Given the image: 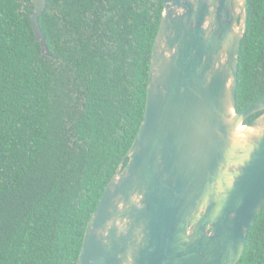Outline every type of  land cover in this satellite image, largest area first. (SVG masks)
Here are the masks:
<instances>
[{
  "label": "trees",
  "instance_id": "trees-1",
  "mask_svg": "<svg viewBox=\"0 0 264 264\" xmlns=\"http://www.w3.org/2000/svg\"><path fill=\"white\" fill-rule=\"evenodd\" d=\"M33 10L0 0V264H76L144 116L163 0H46L48 54ZM263 98L264 0H246L236 111ZM236 264H264V204Z\"/></svg>",
  "mask_w": 264,
  "mask_h": 264
},
{
  "label": "water",
  "instance_id": "water-1",
  "mask_svg": "<svg viewBox=\"0 0 264 264\" xmlns=\"http://www.w3.org/2000/svg\"><path fill=\"white\" fill-rule=\"evenodd\" d=\"M29 20L48 54L31 0ZM246 0H163L143 119L76 264H236L264 204V98L236 111Z\"/></svg>",
  "mask_w": 264,
  "mask_h": 264
}]
</instances>
